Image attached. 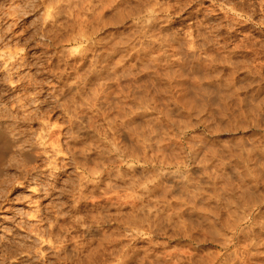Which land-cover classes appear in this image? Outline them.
Masks as SVG:
<instances>
[{
  "label": "clouds",
  "instance_id": "clouds-1",
  "mask_svg": "<svg viewBox=\"0 0 264 264\" xmlns=\"http://www.w3.org/2000/svg\"><path fill=\"white\" fill-rule=\"evenodd\" d=\"M227 5V25H181L186 0H0V72L21 89L0 99L19 140L0 164V220L15 225L0 228V264H123L115 240L157 248L175 238L169 228L198 250L232 243L225 218L238 224L264 205V37L238 31L264 33V0ZM105 10L114 32L96 26ZM30 47L44 51L32 61ZM55 111L66 159L40 167L55 156L45 123Z\"/></svg>",
  "mask_w": 264,
  "mask_h": 264
},
{
  "label": "rangeland",
  "instance_id": "rangeland-1",
  "mask_svg": "<svg viewBox=\"0 0 264 264\" xmlns=\"http://www.w3.org/2000/svg\"><path fill=\"white\" fill-rule=\"evenodd\" d=\"M186 3H188L190 6H188L186 8V10L184 11L183 15L180 18L181 20H182V18L185 19V20H182L181 25H187L189 23V21L195 23V22H199V21H202V20L215 21L217 23H222L223 22L222 24H224V25H227L229 23V15L228 14L231 11H230V6L227 5V0H223V2H221L219 4L212 3V0H186ZM225 10H226V12H225ZM192 11H193V13H192ZM194 11L196 13H198V14L194 13ZM188 12L191 13V14H189ZM196 16H197V18H196ZM108 17H110V18H108ZM193 18H195V19H193ZM105 19H106L107 22L105 21ZM180 19H178L179 20L178 22L181 21ZM103 20H102L103 22H101V24H98L96 26L102 27L105 32H114L119 27L115 23V20H114V18L111 15L109 10H105V12L103 14ZM183 21H184V23H183ZM25 24H27V21L25 22ZM226 29H227V27H223L221 29V31L224 32V33H227ZM238 31L240 33H251V35L253 37H264V33L256 31L254 29L253 25H251V24H247V25L240 24V25H238ZM232 35L235 36L236 33H232ZM43 51H44L43 49L30 47L28 52L26 53V55H27L29 60L34 61L35 57L39 56L40 53L43 52ZM48 63H49V65H51L52 63H55V60H49ZM4 75H5L4 72H0V99H3L5 101H7V100H10L13 96L19 95L20 92H21V89L19 88V86H17L16 89H10L8 87V85L3 83ZM53 82L56 83V81H53ZM47 91H48V89H47V86L45 85L44 86L43 96L47 95ZM11 107L13 109H15V105H11ZM50 113H48V117L49 118H48V120H46V122L50 123L52 126H53V124L54 125L57 124L58 126L61 125V127H65L66 126L64 124V122H65L64 118L61 117L59 111L50 112ZM0 123L3 126L7 127L6 129H7L8 132H13V130H15L14 133L17 134L16 127L13 125L12 122H10L8 120H3V121H0ZM33 127H36V125H33ZM60 158H59V161H57L56 165H58L59 162L65 160L64 157L63 158L60 157ZM39 166L40 167H46V164L41 163ZM68 170L71 171L70 168ZM65 178H67V177L65 176ZM21 194H27V185L25 187H23V188H19V187L15 188L11 192L10 196L8 197V199H9V201H14L16 199V197L21 195ZM50 203H51L50 199L49 200H41V207H46ZM12 206L13 207H24V208H27L26 204H20V205L13 204ZM5 207H8V205H5ZM262 209H264V207H262V205H261L260 208L258 207V209L254 211V214L257 211L258 212L260 211V213H262L261 216L264 215V210H262ZM12 214L13 213H11V212L3 213V215H12ZM181 218L185 219V220L189 219V217L186 216V215L181 216ZM262 218H264V216L260 217V219L258 218L256 220L257 222H254V224H252V225L248 221H246V219H245L243 222H241V224H242L241 227H245V226L247 227L248 226L247 228H249V226H250L251 229L253 228L252 231L254 233H252V234L258 235V236L260 234L261 237L259 236V239L261 240V242H264V230H261V228H260V227H262V229H264V224H260V222H262V220H264ZM177 223H179V221H177ZM262 223H264V222H262ZM191 225L195 229L196 234L199 236V238L201 240H205V237H206V234H207V231H208L207 230L208 227H206L204 224L200 223V221H198V220L191 221ZM199 225H200V227H199ZM3 227L15 228V225L11 221L0 220V228H3ZM19 231H20L19 229H15V232H19ZM168 234L170 236H174L175 238H173L171 240H167L166 244H162L160 247H157V248H151L150 245H149V242L147 240H143V239H139V238L130 239V241H129L128 238L120 239L121 242L119 243V245L117 247V250H118V248H119V250L122 249L123 264H153V263L154 264H168V263L170 264V262L167 261L168 258L166 257V254H168V253L170 254V253H173V252H178V253L186 252V253H191V254L194 253V254H197V256H200V257H201V254H202V258H204V259L209 254L213 253L216 256L219 253L218 260L220 259V256H221V258H223V256L226 253H228L224 249H222L221 245L218 244L219 241L217 243L216 242L212 243L211 241H207L206 240L205 243L202 244L200 246V249L198 250V249H195V247H193L191 245V242L189 240H186V239L183 238V236H182L183 232L174 234L172 232V229L169 228L168 229ZM238 237H240V236H238ZM160 239L164 240L165 238L164 237H160ZM239 239H240L239 242L240 241L244 242V243L243 242L239 243L240 245H244L248 241L247 238H241L240 237ZM234 243H236V239H235ZM146 251H148V252L145 255ZM149 252L151 254H148ZM215 253H217V254H215ZM154 254L157 255V256H155ZM213 254L210 257L211 259L214 257ZM148 260H150V261H148ZM207 260H209V259H207ZM254 260H256V259H254ZM254 260H252V261H254ZM258 261H260V260H258ZM218 262L219 263L222 262L221 264H230L229 260L222 261V259H220Z\"/></svg>",
  "mask_w": 264,
  "mask_h": 264
},
{
  "label": "bare ground",
  "instance_id": "bare-ground-1",
  "mask_svg": "<svg viewBox=\"0 0 264 264\" xmlns=\"http://www.w3.org/2000/svg\"><path fill=\"white\" fill-rule=\"evenodd\" d=\"M230 11H231V8H230ZM225 12H226V10H225ZM192 13H193V11H192ZM194 13H196V12L194 11ZM189 14H191V13H189ZM196 14H198V13H196ZM108 18H110V17H108ZM196 18H197V16H196ZM193 19H195V18H193ZM182 20H185V19L182 18ZM182 20L180 22H178L179 21L178 20L177 21L178 24H181ZM105 21H106V19H105ZM183 23H184V21H183ZM226 31H227V29H226ZM45 123L48 124V122H46V121H45ZM64 124H65V122H64ZM56 125L57 124H55V125L53 124V126L51 125V127L48 130L49 131V134H54L53 135V139L51 141H49V147H50V151L55 153V156L50 161V165L49 164H46V167H48V166H57L56 163H57V161H59V158L60 157H62V158L64 157L66 159V152L64 151V149L66 147L65 141L67 140L66 133L68 131V128H67V126L61 127V125L60 126H58V125L56 126ZM6 128L7 127L3 126L0 123V164H2L6 160L7 156H11L12 158H17V147L16 146L19 143V140L17 139V134L14 133L15 130H13V132H8ZM39 136L43 137L44 136V132L43 131H40L39 132ZM67 146H71V147H82V145L80 144V142H77V141H69ZM262 207H264V205H262ZM257 209H255V210H257ZM262 210H264V209H262ZM254 211H249V213L247 215V218H246V221H248L251 225L254 224V222H257L256 220L258 218L260 219V217L264 216V215L261 216L262 213H260V211L259 212L257 211L255 214H254ZM181 216H183V215H181ZM262 219H264V218H262ZM225 222L226 223H229L230 224V227L228 229H224V233H225L226 236H232V243H230L229 245H227V247H222L221 246L222 249H224L228 253H226L223 256V258H221V256H220V259H222V261L229 260L230 261V264H264V255H261L260 254V253H264V242H261V240L259 239L260 234H259V236L252 234V233H254L252 231L253 228L251 229L250 226H249V228H247L248 226L247 227L246 226L245 227H241V225H242L241 223H238V224L232 223V222H230V221L227 220V217L225 218ZM262 222H264V220H262ZM262 222H260V224H264ZM199 227H200V225H199ZM241 228H247L248 231L245 232V233H241V232H239V229H241ZM260 228H261V230H264V229H262V227H260ZM207 230H208V228H207ZM238 236H240L241 238H247L248 241L246 242V244L240 245L239 243H242L243 241L242 242L241 241L239 242V240H240L239 238L240 237H238ZM235 239H236V243H234L235 242ZM129 241H130V239H129ZM120 242H121L120 239L115 240L113 242L112 246H111L112 249H117V247H118V245H119ZM223 243H224V241L221 239L218 244L219 245H222ZM118 250H119V248H118ZM147 252L148 251L145 252V255H146ZM253 253H256V254H253ZM212 254H209L208 256H206V258L208 257L207 259H209V260H207L206 258L205 259L203 258V264H221L222 263V262L221 263L218 262L220 260V259L218 260L219 253L218 254L215 253V254H217L216 256L213 254L214 257L211 259L210 257H211ZM177 255H183L185 257H187V256L196 257L197 256V254H194V253L191 254V253H186V252H184V253L173 252V253H170V254L169 253L166 254V257L167 258H169V256L175 257ZM155 256H157V255H155ZM201 257H202V254H201ZM254 259H256V260H254ZM252 260H254V261H252ZM258 260H260V261H258ZM148 261H150V260H148ZM167 261H169V259Z\"/></svg>",
  "mask_w": 264,
  "mask_h": 264
}]
</instances>
